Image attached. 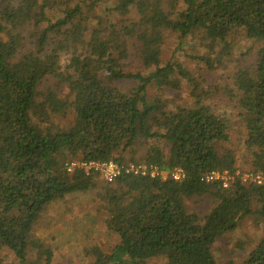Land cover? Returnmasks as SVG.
<instances>
[{"label": "trees", "instance_id": "16d2710c", "mask_svg": "<svg viewBox=\"0 0 264 264\" xmlns=\"http://www.w3.org/2000/svg\"><path fill=\"white\" fill-rule=\"evenodd\" d=\"M237 32L258 46L256 59L236 71L226 94L250 173L264 177V0H0V253L52 264L34 236L37 221L50 203L94 192L118 243L109 253L94 248L86 264H218L213 244L254 202L263 230L237 264H264V183L235 178L224 189L202 180L237 170L231 116L182 64L162 60L168 36L179 44L200 36L202 52L189 58L212 71ZM134 44L144 72L126 71ZM123 81L137 85L127 92L117 86ZM184 87L187 106L147 100L149 88ZM73 161L179 168L185 177L123 174L107 183L95 172H68ZM196 198L212 202L202 217L186 207Z\"/></svg>", "mask_w": 264, "mask_h": 264}, {"label": "rangeland", "instance_id": "374dc122", "mask_svg": "<svg viewBox=\"0 0 264 264\" xmlns=\"http://www.w3.org/2000/svg\"><path fill=\"white\" fill-rule=\"evenodd\" d=\"M229 41L230 54L226 55L222 63L216 65L212 71L207 70L202 63L189 58V56H197L202 52L200 36L188 38L182 44H179L175 37L168 36L163 43L162 60L165 62L173 59L182 64L198 78L203 89L209 92V100L216 104L217 111L220 114L231 116V141L228 146L237 151V171L247 174L250 172L247 162L248 153L241 145L244 130L236 116L235 100L228 98L226 89L233 88V77L236 71L252 67L258 46L249 42L241 32L235 33ZM130 51L131 56L127 62L126 71L144 72L137 59L138 45H131ZM136 85V82L131 81L117 84L127 92L134 89ZM187 92L186 87L180 93L170 90L158 92L156 88H149L147 100L151 102L159 95L168 108H181L189 105ZM147 147V145L139 146V153H145ZM93 193L70 195L52 202L37 221L34 236L42 242L45 249L52 251V264H86L92 260L91 253L94 248L109 253L117 245L118 238L105 228L104 211L95 200ZM211 206L212 202L209 199L196 198L186 203L187 210L200 217L205 215ZM257 208L254 202L253 212L240 220L237 229L218 238L213 244L212 252L218 264L240 263L256 245L263 230V225L255 213ZM0 259L4 264H17L14 257L6 251L0 253ZM161 262L162 260L158 259L147 261L145 264H160Z\"/></svg>", "mask_w": 264, "mask_h": 264}, {"label": "built area", "instance_id": "2783aa9c", "mask_svg": "<svg viewBox=\"0 0 264 264\" xmlns=\"http://www.w3.org/2000/svg\"><path fill=\"white\" fill-rule=\"evenodd\" d=\"M75 168L83 169L86 173L95 172L103 181L110 183L116 180L121 175H131V176H149L150 178L160 177L165 179L166 177L171 178L173 181L179 182L184 179V172L182 169L176 168L171 173H165L159 171L156 167L147 168L140 164H129V165H119L115 162L109 161L104 163L98 162H71L67 166V171L72 172ZM235 178H240L242 182L255 183L257 185H262L264 183V177L261 175H255L252 173L242 174L237 171L230 174L227 171L224 172H211L202 177V180L206 183H220L222 188H228Z\"/></svg>", "mask_w": 264, "mask_h": 264}]
</instances>
